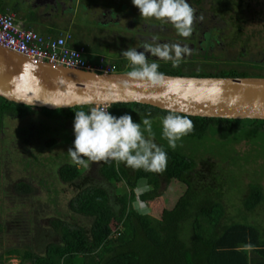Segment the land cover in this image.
I'll return each mask as SVG.
<instances>
[{
	"label": "rangeland",
	"instance_id": "rangeland-1",
	"mask_svg": "<svg viewBox=\"0 0 264 264\" xmlns=\"http://www.w3.org/2000/svg\"><path fill=\"white\" fill-rule=\"evenodd\" d=\"M72 1V5L66 8V11L69 8L73 10L66 16L72 19L69 32L75 34L78 40L85 41L82 42L84 44L86 40L95 44L88 50L92 54H88L90 59L101 56L113 65L124 62L125 72L130 71L132 65L121 55L122 50L134 47L143 52L144 44L186 46L190 51L180 59H200L211 53L219 60L228 61L239 58L243 61H260L264 57V0H201L199 3L197 0H187L195 9L193 30L189 37L178 35L173 25L165 20L142 17L132 0ZM226 1L227 8L223 6ZM243 44L245 53L241 55ZM145 55L148 59L156 57L150 53ZM92 107L89 106L88 111ZM109 112L119 117L115 111ZM134 122L142 124L141 119ZM151 123V137L143 125L142 131L158 146L186 156L195 155L199 160L209 158L212 164H216L215 171L222 168L225 181L227 170L235 172L234 185L227 188L230 181L224 188L225 215L220 225L241 220L238 215L247 213L243 201L249 184L257 181L264 187V146L258 136L252 137V140L226 144H220L210 137L201 140L182 137L177 141V147L172 149L162 135V123L157 119L151 120ZM73 135V118L56 119L37 111L23 116L4 115L0 121V264H21L19 255L12 252L23 250L25 242H30L38 254L43 253L46 243L55 237L50 222L59 219L70 221V217L74 216L68 206L76 194L75 188L70 185L72 182L80 184L82 178L87 177L88 184L107 191L111 202L116 194L128 192L122 181H106L100 176V162L87 161V166L72 163L67 150L72 147ZM231 155L236 159L245 156L243 171H235L233 164L224 161ZM18 182L27 184L31 193L21 195L16 192L14 188ZM147 190L149 186L144 180H139L134 197L130 200V208L148 216L149 221L144 226L145 236L153 244L159 245L166 233V226L157 219L159 211H152L150 202L144 203L143 209L139 207L141 201L138 196ZM182 192L180 184L171 182L166 186V182L162 181L159 188V193H162L161 207L171 209ZM251 215L247 221L264 232V211L259 207ZM112 218L113 215L104 220ZM76 219L79 224L87 226L88 221L84 217Z\"/></svg>",
	"mask_w": 264,
	"mask_h": 264
},
{
	"label": "trees",
	"instance_id": "trees-1",
	"mask_svg": "<svg viewBox=\"0 0 264 264\" xmlns=\"http://www.w3.org/2000/svg\"><path fill=\"white\" fill-rule=\"evenodd\" d=\"M223 6L227 8L228 2ZM244 48L243 44L241 55L245 53ZM148 63H157L160 73L172 76L264 77V57L260 61H243L240 58L228 61L219 60L211 53L200 59H179L178 63L163 59L149 60ZM114 66L117 73L125 72L124 62ZM88 108L78 106L51 111L0 98V121L4 115L23 116L32 111L56 119H75L76 111L88 112ZM109 110L115 111L119 117L130 114L133 121L148 118L157 119L160 123L170 113L138 103L113 104ZM185 117L192 121L193 131L183 136L184 139L210 137L226 144L258 136L264 146V120ZM74 140L75 135L71 139L72 147ZM163 150L167 152L168 162L162 173L134 170L123 162L99 161L100 176L106 181H122L128 192L116 194L111 202L107 191L88 184L87 177H83L80 184L72 182L70 185L75 188L76 194L68 206L74 216L70 217V221L59 219L50 222L56 239L54 237V241L46 243L42 254L35 252L30 242L24 243L23 250L12 253L19 255L21 264H264V232L247 221L257 208L264 211V187L257 181L250 183L243 201L247 213L238 215L241 220L221 226L225 215L224 188L234 185L235 172L227 170L229 175L226 172L225 181L222 168L215 171L216 164H212L209 158L199 160L195 155ZM244 157L236 159L231 155L224 161L241 172L245 169ZM198 166L200 169L197 170ZM262 169L264 171V165ZM139 180H144L149 186V190L138 196L139 200L150 202V209L159 211L157 219L166 226L165 238L159 245L145 236L144 226L149 221L148 216L130 208ZM162 181L166 182V186L176 182L183 187L182 195L171 209L161 207L162 193H159V188ZM230 181V185H226ZM14 190L21 195L31 193L30 187L23 182H18ZM111 215V220H104ZM78 217L87 219V226L79 224Z\"/></svg>",
	"mask_w": 264,
	"mask_h": 264
},
{
	"label": "water",
	"instance_id": "water-1",
	"mask_svg": "<svg viewBox=\"0 0 264 264\" xmlns=\"http://www.w3.org/2000/svg\"><path fill=\"white\" fill-rule=\"evenodd\" d=\"M26 62L35 65L39 85L32 74H22ZM0 98L51 111L138 103L185 116L264 120V77L163 74L162 80L151 83L128 72L97 74L34 61L2 47Z\"/></svg>",
	"mask_w": 264,
	"mask_h": 264
},
{
	"label": "clouds",
	"instance_id": "clouds-1",
	"mask_svg": "<svg viewBox=\"0 0 264 264\" xmlns=\"http://www.w3.org/2000/svg\"><path fill=\"white\" fill-rule=\"evenodd\" d=\"M132 3L139 9L142 17L165 20L173 25L178 35L182 37L191 35L195 9L187 0H132ZM200 19L202 20L203 16ZM142 48L143 52L134 47L127 48L122 50L121 55L132 65L128 72L129 77L151 83L162 80L163 74L158 71L157 63H148L145 53L178 63L179 59L190 51L186 46L181 47L176 44L156 46L144 44ZM21 71L22 74H32L39 85V80L35 77V65L26 62ZM161 123L162 135L172 149L177 147V141L193 131L192 121L179 114L170 112L162 118ZM142 125L151 137L152 123L148 118H144L141 124L134 122L130 114L116 117L103 107H92L88 112L76 111L74 146L69 148L67 153L72 163L77 166H87V161L106 163L116 161L123 162L134 170L143 169L146 172L162 173L167 167V152L154 143L153 139L145 137ZM139 207L143 209L144 203L140 202Z\"/></svg>",
	"mask_w": 264,
	"mask_h": 264
},
{
	"label": "built area",
	"instance_id": "built-area-1",
	"mask_svg": "<svg viewBox=\"0 0 264 264\" xmlns=\"http://www.w3.org/2000/svg\"><path fill=\"white\" fill-rule=\"evenodd\" d=\"M72 35L62 31L57 36H43L22 27L14 15L0 12V47L34 61L97 74H113L116 68L101 56L92 60L84 46H72ZM90 56V55H89ZM110 109L109 105H96Z\"/></svg>",
	"mask_w": 264,
	"mask_h": 264
},
{
	"label": "crops",
	"instance_id": "crops-1",
	"mask_svg": "<svg viewBox=\"0 0 264 264\" xmlns=\"http://www.w3.org/2000/svg\"><path fill=\"white\" fill-rule=\"evenodd\" d=\"M72 2V0H0V12L14 15L22 27L32 29L43 36L54 37L71 28L72 19L66 16L73 13V10L69 8L66 11V8L71 6ZM71 35V45L74 47L84 46L91 50V46L95 45L87 40V44H84L82 42L85 41L78 40L75 34Z\"/></svg>",
	"mask_w": 264,
	"mask_h": 264
},
{
	"label": "flooded vegetation",
	"instance_id": "flooded-vegetation-1",
	"mask_svg": "<svg viewBox=\"0 0 264 264\" xmlns=\"http://www.w3.org/2000/svg\"><path fill=\"white\" fill-rule=\"evenodd\" d=\"M155 59H159V58H157V57H150V59H148V61L149 60H155Z\"/></svg>",
	"mask_w": 264,
	"mask_h": 264
}]
</instances>
